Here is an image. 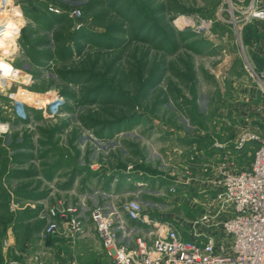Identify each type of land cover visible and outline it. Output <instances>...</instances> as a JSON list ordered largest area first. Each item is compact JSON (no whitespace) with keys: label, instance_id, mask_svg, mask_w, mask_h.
<instances>
[{"label":"rangeland","instance_id":"rangeland-1","mask_svg":"<svg viewBox=\"0 0 264 264\" xmlns=\"http://www.w3.org/2000/svg\"><path fill=\"white\" fill-rule=\"evenodd\" d=\"M245 4L13 0L22 17L3 18L19 36L0 54L50 104L17 114L0 97V121L10 127L0 135V264H113L91 218L96 207L124 221L117 236L130 248L143 234L125 222L129 201L160 223L186 226L203 211L213 181L192 167L193 146L226 141L232 154L242 136L263 133L256 107L242 112L243 86L262 82L251 62L256 40L244 28L264 30L259 21L234 25ZM257 146L247 142L234 167ZM68 208L81 229L68 232L56 219L58 230L43 239L50 210ZM148 220L143 229L152 231Z\"/></svg>","mask_w":264,"mask_h":264},{"label":"built area","instance_id":"built-area-1","mask_svg":"<svg viewBox=\"0 0 264 264\" xmlns=\"http://www.w3.org/2000/svg\"><path fill=\"white\" fill-rule=\"evenodd\" d=\"M243 1L246 4L241 7L240 18L234 21L237 29L255 21L264 23V0ZM48 10L57 12L52 7ZM15 11L18 10L11 5L0 7L3 13L0 15V44H4V47L0 45V51L7 47V42L15 40L17 26L6 23L3 18L5 12L18 17ZM80 15L78 9L70 14L76 18ZM8 28H12L11 38L5 39ZM254 75L258 77L251 69L250 76ZM29 78V75L23 77L21 71L0 54V97L11 103L17 114L22 113L25 104L36 110H43L50 104L47 93L27 90ZM262 91L264 93V85ZM255 112L263 120V133L245 134L235 146L241 149L247 142L258 143L250 167L235 173L229 171L228 164H221L212 180L214 194L208 199L206 210L188 225L182 228L169 222H152L154 229L148 233V241L146 237H138L135 246L130 248L117 236V231H124L121 218L117 217L116 225L114 213H106L102 207L91 211L97 236L113 264H264V108L257 106ZM9 130V124L0 121V135ZM123 211L128 220L149 224L138 200L126 203ZM50 216L51 222L41 233L43 239L58 230L56 219L64 221L68 232H78L82 227L74 208L51 209ZM3 246H10V241H4Z\"/></svg>","mask_w":264,"mask_h":264},{"label":"crops","instance_id":"crops-1","mask_svg":"<svg viewBox=\"0 0 264 264\" xmlns=\"http://www.w3.org/2000/svg\"><path fill=\"white\" fill-rule=\"evenodd\" d=\"M245 33L246 32H251L254 39L256 40V42L252 45H250V53L252 54L251 56V62H252V68L255 69L257 73H262L264 75V30H254L251 29V27H245ZM6 36L5 39H9L11 38V32H12V28L11 29H7L6 31ZM248 34V33H247ZM251 36V35H250ZM2 44V43H1ZM0 44V45H1ZM1 47H4V44H2ZM249 80V79H246ZM262 83V84H261ZM259 83L257 81H247L246 84L243 86V97L245 99H243L244 101L248 102V104L244 105V107L242 108V112H246V111H250L252 107H257V106H261L264 108V93L262 91V87L264 85V76L262 78V82ZM252 115V113H251ZM263 122V120H262ZM205 138V137H204ZM199 151V152H197ZM193 152L194 155L191 156L190 160L192 163V167L194 169H199L200 172L204 171V173L202 174L203 177H205L204 179H210V180H214L215 176L217 175L218 172V167L225 163L228 164V169L231 172H240L242 170H245L247 168L250 167L251 161H247V162H241L239 163V167L235 168L234 164L232 162H234L235 160H239L240 158H242V153L240 151V149H236V151H234L232 154L231 152H228L226 149V141H208L207 145H204L203 147L198 146V145H194L193 146ZM254 153V152H253ZM234 157V158H233ZM226 158L232 159V161L227 160ZM253 158V155H252ZM229 161V162H228ZM205 184L207 182H204ZM208 184V183H207ZM209 185V184H208ZM206 187V186H203ZM205 191V190H204ZM203 191V192H204ZM211 197V195H209V193L205 196L204 199V205H203V211L204 212L207 208V203L209 202L208 199ZM201 212V213H202ZM145 215V214H144ZM156 214L152 215H146L148 219H154V221H151L153 223L157 222L155 221ZM131 222L133 224H136L135 229L139 232H141L143 235L141 237H146L147 241L149 239L148 233L151 231H146L143 228L147 227V225L145 224H140L138 222L135 221H130L126 218L125 216V222ZM173 225L179 226V227H184L182 225L181 222H169ZM153 226V225H152ZM153 228V227H152Z\"/></svg>","mask_w":264,"mask_h":264},{"label":"clouds","instance_id":"clouds-1","mask_svg":"<svg viewBox=\"0 0 264 264\" xmlns=\"http://www.w3.org/2000/svg\"><path fill=\"white\" fill-rule=\"evenodd\" d=\"M13 3V0H0V7H4L5 5H12ZM18 7V6H17ZM3 13H0V15H2ZM16 15L18 17H22V13H20L19 11L16 12ZM23 26V21H21L20 23V27ZM9 27H11V25H9ZM16 35H17V38L19 36V27L16 28Z\"/></svg>","mask_w":264,"mask_h":264}]
</instances>
